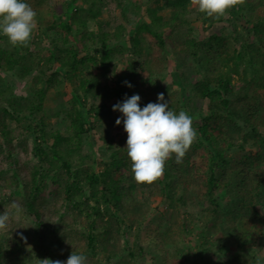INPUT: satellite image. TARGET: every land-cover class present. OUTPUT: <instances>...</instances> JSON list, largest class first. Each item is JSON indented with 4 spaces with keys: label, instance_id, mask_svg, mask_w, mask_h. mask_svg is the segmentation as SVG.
<instances>
[{
    "label": "trees",
    "instance_id": "obj_1",
    "mask_svg": "<svg viewBox=\"0 0 264 264\" xmlns=\"http://www.w3.org/2000/svg\"><path fill=\"white\" fill-rule=\"evenodd\" d=\"M25 2L43 23L29 47L0 34V80L22 85L0 88L9 165L0 214L11 217L0 264L73 252L87 264H264L255 251L264 236V0H244L219 20L191 0H61L59 12L54 0ZM142 88L141 109L164 93L198 133L183 163L173 154L152 185L135 181L113 111ZM18 146L36 164L21 161Z\"/></svg>",
    "mask_w": 264,
    "mask_h": 264
},
{
    "label": "clouds",
    "instance_id": "obj_2",
    "mask_svg": "<svg viewBox=\"0 0 264 264\" xmlns=\"http://www.w3.org/2000/svg\"><path fill=\"white\" fill-rule=\"evenodd\" d=\"M201 13L219 20L229 10L244 3V0H191ZM37 13L25 0H0V34L6 36L13 47L27 48L37 27ZM131 88V83L125 81ZM141 97H125L122 103L113 106V111L123 114V121L117 118L116 125L122 122L128 134L127 155L131 170L138 184L152 185L165 173L166 162L175 157L177 164L198 139L193 126V118L181 110L179 114L169 109V101L164 93L158 94V103H148L140 107ZM18 215L22 209L13 202ZM11 217L7 209L0 214V231L8 228ZM21 239L26 238L21 236ZM41 264H87V257L73 252L67 261L41 260Z\"/></svg>",
    "mask_w": 264,
    "mask_h": 264
},
{
    "label": "rangeland",
    "instance_id": "obj_3",
    "mask_svg": "<svg viewBox=\"0 0 264 264\" xmlns=\"http://www.w3.org/2000/svg\"><path fill=\"white\" fill-rule=\"evenodd\" d=\"M60 1L61 0H54V3H56L55 5V8H56V10L59 12L60 11ZM104 18H105V20H107V16L105 15L104 16ZM102 19V18H101ZM37 21V20H36ZM42 22H41V24L37 21V27H36V29H35V32H37V29L38 28H40L41 26H42ZM89 27L91 28V29H96V26H95V22L94 21H91L90 22V24H89ZM194 27L198 30V31H201L202 29H201V24H200V22L199 23H196L195 25H194ZM222 28V26H218L217 27V29H214L213 31H218L219 29H221ZM125 57V56H124ZM123 57V58H124ZM131 57H132V60H134L135 62H137V60H138V57H136V56H134L133 54L131 55ZM143 58V57H142ZM112 63H117V60L116 59H114L113 61H112ZM243 68H244V66H242L241 67V70H243ZM121 70H124V66L123 65H121V68H120ZM143 71V70H142ZM95 73H97V74H100V72L99 71H95ZM8 75H10V74H7V75H4V77H3V79L2 80H0V88H3V89H5L7 86H15V87H21L22 85L18 82V81H16V79H15V81H11L10 80V77L8 76ZM196 77H193V79H195ZM29 84H30V82H29ZM28 84V85H29ZM109 84H110V86L112 87V86H116L115 85V83H114V79H113V81H112V78L110 79V81H109ZM240 86V85H239ZM177 89V88H176ZM17 92V91H16ZM145 96H146V91L142 88V95H141V100H144L145 99ZM54 100H55V96H53V97H51L50 96V98H48V101H47V106L49 107V108H54L55 106H56V102H54ZM93 101H90V105H91V103H92ZM117 115H119V113L117 114ZM121 120L122 119H124V117H123V114L121 113ZM53 122H55L56 121V119H53L52 120ZM56 123V122H55ZM12 125H14V124H12ZM11 125V126H12ZM21 132V131H20ZM103 132V131H102ZM22 139L24 140V143H26L27 145H29L30 146V148H33L32 147V141H31V138H27V137H25V136H23L22 137ZM21 148H23V147H21V146H18L17 147V149L20 151V155H19V157H20V160L21 161H30L31 163H30V165H34V164H36V161H35V159H33V157H32V154H30V152L28 153V154H26L25 152H21ZM88 149V148H87ZM98 150H99V147H98ZM90 151V150H89ZM100 151V150H99ZM17 157V156H16ZM15 159H17V158H15ZM2 163H3V157H0V170L2 169V168H8L9 167V165L8 164H5V165H2ZM2 166V167H1ZM138 198L140 199V196H138ZM160 199L159 198H156L154 201H152L151 203H150V205H151V207L152 208H156V207H159V205H160ZM163 211H165V210H162V211H160V212H163ZM169 213H170V211H168V210H166L165 212H163V215L164 216H167V217H169ZM155 214H157V212L155 213ZM18 216V215H17ZM1 232V231H0ZM262 235V234H261ZM227 250L232 254V253H235L236 252V248H235V246L233 245V244H230V245H228L227 246ZM255 251H256V253H257V257L258 258H260L258 261H264V236H260V238H258V242H257V247L255 248ZM5 263H7V260H5Z\"/></svg>",
    "mask_w": 264,
    "mask_h": 264
}]
</instances>
